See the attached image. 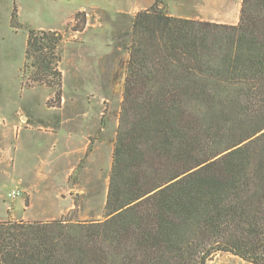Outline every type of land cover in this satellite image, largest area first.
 Instances as JSON below:
<instances>
[{"label": "trees", "instance_id": "obj_1", "mask_svg": "<svg viewBox=\"0 0 264 264\" xmlns=\"http://www.w3.org/2000/svg\"><path fill=\"white\" fill-rule=\"evenodd\" d=\"M62 41L29 27L21 69L58 100ZM126 47L103 218L2 221L0 264H207L219 252L264 264V0H242L237 24L156 0Z\"/></svg>", "mask_w": 264, "mask_h": 264}, {"label": "rangeland", "instance_id": "obj_2", "mask_svg": "<svg viewBox=\"0 0 264 264\" xmlns=\"http://www.w3.org/2000/svg\"><path fill=\"white\" fill-rule=\"evenodd\" d=\"M219 1L220 13L215 20L237 23L241 0ZM151 2L0 0V137L6 128L13 127V121L22 126V134L37 133L39 129L56 132L53 154L45 156L15 152L12 149L17 138L12 134L10 154L0 161V192L3 194L0 222L12 219L8 218L10 212L8 215L2 212V207L7 206L18 215L13 220H23L24 188L30 186L28 183L38 182L43 195L46 188H53L49 186L51 181L56 182V193L50 194L53 199L59 201L61 194L75 202L67 213L70 217L77 220L103 218L129 59L126 45L131 41L135 14ZM211 4L207 0H185L184 10L204 18L211 11ZM15 7L20 22L18 29L11 26ZM172 7V1L166 0L168 12H172ZM77 13L81 16L75 20ZM75 25H80L82 30L74 31ZM29 27L63 34L59 62L61 100L55 99L54 88L27 87L23 83L21 69ZM53 172L52 179L42 176ZM38 174L42 177L38 178ZM15 186L22 190V196L10 199L7 192ZM32 192L37 195L35 189ZM32 211L36 215L32 221H45L48 217L43 206L35 205ZM207 264L252 263L219 252Z\"/></svg>", "mask_w": 264, "mask_h": 264}, {"label": "crops", "instance_id": "obj_3", "mask_svg": "<svg viewBox=\"0 0 264 264\" xmlns=\"http://www.w3.org/2000/svg\"><path fill=\"white\" fill-rule=\"evenodd\" d=\"M152 1L148 6L143 7V9H147L151 7L156 0H150ZM173 3L172 12H169L170 14L182 17V18H188V19H196V20H203V21H209V22H217V23H225V22H219L215 20V16L219 15L220 13V1L219 0H207L209 3H212L211 11L208 14V16L202 18L199 15H191L185 12L184 10V2L185 0H171ZM242 3V0H241ZM241 6V4H240ZM241 10V7H240ZM76 10H73L70 15ZM70 17V16H69ZM69 17L67 18L65 24L68 22ZM240 19V15H239ZM239 22V21H238ZM237 22V23H238ZM235 22L227 23V24H237ZM13 127H8L4 130L3 135L0 137V161L6 160L7 156H9L10 151L12 149V134L14 133L16 135V145L15 148L12 150H15V152L24 151L28 155L34 154V155H51L53 154V150L56 147V132L50 131L48 129H39L37 133H29L26 132V134H22V126L18 125L15 121L12 123ZM22 138V139H21ZM22 140V141H21ZM1 167V166H0ZM55 172L48 173L46 175H42L46 178H53L55 177ZM6 177V175H4ZM40 174H38V178L42 177ZM50 182V181H49ZM48 182V183H49ZM30 186H26L24 188L26 197L22 199L24 212L22 213L21 218L24 221H32L36 217L35 213L32 211L35 205L43 206L45 208V215L48 216L46 220H53V219H59L63 215L67 214L75 205V202L71 201L69 197H63L61 194H59L60 200L57 201L56 199H53V197L50 196L54 195L56 193V182L51 181L49 183V186L53 187L46 188L45 193L41 194V190L38 184V182L31 184ZM18 187V186H15ZM14 188V187H12ZM11 188V189H12ZM10 189V190H11ZM35 189L37 191V196L32 192V190ZM9 190V191H10ZM8 191V192H9ZM7 192V193H8ZM3 196V194L0 192V196ZM28 200V203L26 204V201ZM2 212L8 213L10 212V215L8 218L16 219L18 218L17 213L11 206H7L5 209L2 207ZM40 214V213H39ZM3 215V214H1ZM20 215V214H19ZM43 215V216H45Z\"/></svg>", "mask_w": 264, "mask_h": 264}, {"label": "built area", "instance_id": "obj_4", "mask_svg": "<svg viewBox=\"0 0 264 264\" xmlns=\"http://www.w3.org/2000/svg\"><path fill=\"white\" fill-rule=\"evenodd\" d=\"M7 196L10 199H17L22 196V190L19 187H14L7 193Z\"/></svg>", "mask_w": 264, "mask_h": 264}]
</instances>
